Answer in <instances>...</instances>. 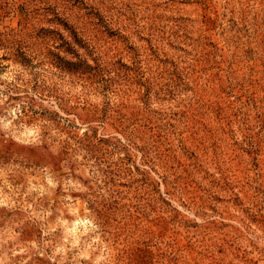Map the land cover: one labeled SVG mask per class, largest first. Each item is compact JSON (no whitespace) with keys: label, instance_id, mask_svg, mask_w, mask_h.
I'll use <instances>...</instances> for the list:
<instances>
[{"label":"rangeland","instance_id":"obj_1","mask_svg":"<svg viewBox=\"0 0 264 264\" xmlns=\"http://www.w3.org/2000/svg\"><path fill=\"white\" fill-rule=\"evenodd\" d=\"M0 264H264V0H0Z\"/></svg>","mask_w":264,"mask_h":264}]
</instances>
